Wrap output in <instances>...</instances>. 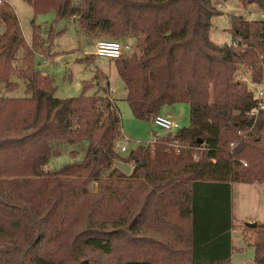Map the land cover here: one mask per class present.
<instances>
[{"label": "trees", "instance_id": "16d2710c", "mask_svg": "<svg viewBox=\"0 0 264 264\" xmlns=\"http://www.w3.org/2000/svg\"><path fill=\"white\" fill-rule=\"evenodd\" d=\"M23 1L36 15L76 19L93 38L133 40L114 63L134 117L152 124L162 107L185 103L189 125L119 156L117 109L85 94L93 82L55 98L16 14L1 5L0 92L15 89L22 49L26 96L0 97V264H232L230 184L264 183V111L255 122L248 115L255 94L240 78L264 85V0H253L262 18H230L236 46L210 39L215 0ZM40 32L33 27V48ZM60 34L51 26L48 38ZM68 148L71 163L45 171ZM249 228L252 264H264V224Z\"/></svg>", "mask_w": 264, "mask_h": 264}, {"label": "rangeland", "instance_id": "374dc122", "mask_svg": "<svg viewBox=\"0 0 264 264\" xmlns=\"http://www.w3.org/2000/svg\"><path fill=\"white\" fill-rule=\"evenodd\" d=\"M214 2L221 6L219 9L220 14L211 20L212 25L209 33L211 41L216 45H224L231 41L230 18L232 16H241L248 20H253L259 18L262 14L253 0L246 4H243L241 0H215ZM1 5L9 6L16 14L22 35L28 43V48L33 52L35 68L41 72H45L54 81L56 87L55 98L78 97L83 91V82H93V86L86 90V95L91 96L95 93L103 95V84L101 85L100 83L104 79L108 80L109 86L115 92L113 98L120 118L121 139L119 143L126 148L124 152L119 151V156L126 157L130 150L135 149L139 145H145L147 141L153 138L156 132H158V136L165 134L153 127L150 122L134 117L126 101V91L124 90L122 81L118 77L114 60L93 55L96 40L119 39L107 37L93 38L88 36L79 28L76 19L57 21L53 11L36 15L32 7L23 0H3ZM51 26L55 32H61L60 35L54 36L52 40L48 38ZM33 27H40V39L42 41L39 46L34 48L31 45L33 42ZM120 41L128 42L132 49H134L133 40ZM39 48L50 56V59L46 63L34 54V51ZM85 51L89 53L88 57L84 56ZM23 52L22 49L18 52L14 63V75L10 78V82L16 85L15 89L7 90L4 88L0 92V97L21 98L26 96L25 83L22 79L18 78V68L21 65ZM95 76H97V80H94ZM243 78L249 80L246 75ZM162 113H170L171 119L178 124L179 129L189 125V106L185 103L164 106ZM69 149H65L60 155L50 158L48 164L44 166L45 171L53 172L71 163ZM81 157L82 154L77 159ZM244 163L246 162H243V165ZM114 165L127 176L133 171V165L130 163L117 160ZM95 188L96 184L90 183L89 189L93 191ZM255 197L252 193L246 192L243 186H239L238 184L234 185L233 192L230 194L232 224L230 259L233 264H252L254 262L252 241L256 232L247 226L244 217L257 211L261 219L264 217V205L262 203L257 206L258 198ZM132 254L136 255L135 253Z\"/></svg>", "mask_w": 264, "mask_h": 264}, {"label": "built area", "instance_id": "2783aa9c", "mask_svg": "<svg viewBox=\"0 0 264 264\" xmlns=\"http://www.w3.org/2000/svg\"><path fill=\"white\" fill-rule=\"evenodd\" d=\"M3 3V0H0V4ZM217 8L220 7L219 4L216 5ZM229 46H236V43L228 42ZM95 49L93 52V55L95 56H103L112 60L119 59L122 56H125L129 54L132 51V47L128 42L120 41V40H108V39H98L95 41L94 45ZM35 56L39 57L43 62H47L50 59V56L44 52L43 50L36 49L34 51ZM84 56L88 57L89 53L84 52ZM240 78L246 82L251 88L253 89V92L255 94L256 103L254 107L249 111L248 115L253 118L254 122L256 121L258 115L260 112L264 111V85H257L251 83L247 78H243V75L240 76ZM103 84V98H104V104L106 110H113L115 109V101H114V90L109 86V82L107 79H104L103 82L100 83ZM152 125L157 130H160L167 133H174L175 131L179 130L178 124L171 119L169 115H163V114H157L154 116L152 120ZM251 128L248 130L250 131ZM158 137V134L154 133L153 138L150 141H147L145 145H151L156 142V139ZM235 144L231 143L230 147L233 148ZM170 147L174 148L177 152L180 149V145L172 141L170 143ZM116 149L118 151L124 152L126 151V148L124 146H121L118 142L116 144ZM203 148H196L194 153V159L198 158V152L202 151ZM231 153V150H230ZM246 165V163H244Z\"/></svg>", "mask_w": 264, "mask_h": 264}, {"label": "crops", "instance_id": "0c3cea01", "mask_svg": "<svg viewBox=\"0 0 264 264\" xmlns=\"http://www.w3.org/2000/svg\"><path fill=\"white\" fill-rule=\"evenodd\" d=\"M215 3V2H214ZM218 3H215V5H217ZM221 8V6L218 8V10ZM263 15L261 14L259 16V18H262ZM257 18V19H259ZM87 52V51H85ZM45 73V72H44ZM124 87V86H123ZM4 88L2 87V90ZM1 90V91H2ZM124 90H125V87H124ZM115 94V92H114ZM163 109V107H162ZM162 109L160 110V113H162ZM163 114V113H162ZM163 115H169L170 116V113H166V114H163ZM171 117V116H170ZM156 134H158V132H156ZM235 184H238L239 186H243V189L246 190V192H249V193H252L254 196H256L255 198H258V203H257V206L262 204L264 205V183H240V182H236V183H231L230 184V194L231 192H233V187ZM254 190V191H253ZM254 201V200H252ZM253 205L255 206V203L253 202ZM262 205V206H263ZM264 207V206H263ZM258 212V211H257ZM257 212H253L252 214L250 215H247L246 217H244V220L246 222V224H264V217L261 219L258 215ZM254 228V227H253ZM231 260V259H230ZM233 264V263H232Z\"/></svg>", "mask_w": 264, "mask_h": 264}, {"label": "water", "instance_id": "95a60500", "mask_svg": "<svg viewBox=\"0 0 264 264\" xmlns=\"http://www.w3.org/2000/svg\"><path fill=\"white\" fill-rule=\"evenodd\" d=\"M247 226L253 228V227L256 226V224H254V223H252V224H247Z\"/></svg>", "mask_w": 264, "mask_h": 264}]
</instances>
